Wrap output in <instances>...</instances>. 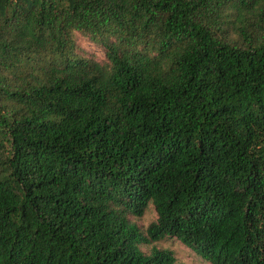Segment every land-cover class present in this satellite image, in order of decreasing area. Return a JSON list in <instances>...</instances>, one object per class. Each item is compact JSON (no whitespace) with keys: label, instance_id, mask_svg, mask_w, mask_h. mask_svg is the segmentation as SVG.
<instances>
[{"label":"trees","instance_id":"1","mask_svg":"<svg viewBox=\"0 0 264 264\" xmlns=\"http://www.w3.org/2000/svg\"><path fill=\"white\" fill-rule=\"evenodd\" d=\"M166 236L264 264V0H0V264H179Z\"/></svg>","mask_w":264,"mask_h":264},{"label":"rangeland","instance_id":"2","mask_svg":"<svg viewBox=\"0 0 264 264\" xmlns=\"http://www.w3.org/2000/svg\"><path fill=\"white\" fill-rule=\"evenodd\" d=\"M78 43L84 50L92 55H95L97 59H102L104 57L103 51L97 45L91 43L87 38L83 37L81 34H76ZM156 218V213L151 205H149L142 216L136 218V223L141 227L145 228L151 221ZM161 247H170L174 251V255L179 262V264H210L208 261L204 260L200 255H198L191 248L187 247L181 243L178 239L171 236H166L159 240L157 243Z\"/></svg>","mask_w":264,"mask_h":264}]
</instances>
